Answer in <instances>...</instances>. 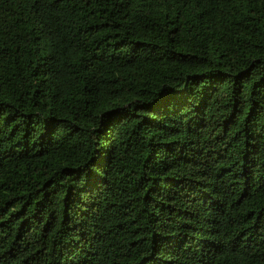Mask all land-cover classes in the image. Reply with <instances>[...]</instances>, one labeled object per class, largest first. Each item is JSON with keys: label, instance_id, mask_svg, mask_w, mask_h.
<instances>
[{"label": "trees", "instance_id": "1", "mask_svg": "<svg viewBox=\"0 0 264 264\" xmlns=\"http://www.w3.org/2000/svg\"><path fill=\"white\" fill-rule=\"evenodd\" d=\"M0 264H264V0H0Z\"/></svg>", "mask_w": 264, "mask_h": 264}]
</instances>
